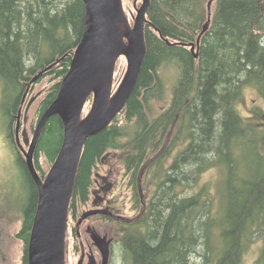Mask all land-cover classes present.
<instances>
[{"label":"trees","instance_id":"obj_1","mask_svg":"<svg viewBox=\"0 0 264 264\" xmlns=\"http://www.w3.org/2000/svg\"><path fill=\"white\" fill-rule=\"evenodd\" d=\"M200 5L201 0H152L148 11L152 24L146 28L148 53L137 88L111 126L87 141L82 155L73 215L77 202L87 204L92 172L108 151L131 150L124 164L135 190L148 156L170 142L151 169L157 180L153 197L146 207L136 197L142 215L133 225L134 232L122 240L127 264H192L201 254L205 264H243L256 240H262L263 247L255 264H264V114L255 112L262 119L254 121L243 117L237 107L249 85L264 99V0H217L196 59L186 44L196 43L207 19ZM84 24L82 0H0V81L10 124L25 81L58 59L61 62L47 74L64 78ZM166 65L178 69L172 103L150 119V103L160 99L164 90L160 71ZM60 86L61 82L53 86L40 116L56 99ZM130 125L132 135L127 139ZM63 136L61 119L52 117L37 150L39 173L40 156L53 164ZM18 162L32 187L18 233L24 243L23 264H28L38 195L23 160ZM211 168L224 175L220 209L204 196L205 187L196 191L200 177ZM40 175L44 177L43 172ZM190 190L191 195H183Z\"/></svg>","mask_w":264,"mask_h":264},{"label":"water","instance_id":"obj_2","mask_svg":"<svg viewBox=\"0 0 264 264\" xmlns=\"http://www.w3.org/2000/svg\"><path fill=\"white\" fill-rule=\"evenodd\" d=\"M216 1L209 0L207 3V22L196 43L186 44L196 59L201 39L211 26L212 8ZM82 2L85 6L83 35L57 97L40 117L33 140L27 143V151L17 135L27 172L36 185L39 196L28 243V264H67L68 218L84 148L90 138L106 131L125 110L137 88L148 53L146 28L151 26V22L147 19V14L152 0H142L139 8L135 6L137 15L133 18V25L125 11L124 0ZM122 57L127 60V72L114 91L115 71ZM61 60L58 59L35 76L30 85ZM91 99V109L83 117L85 106ZM20 113L17 117V134L21 127ZM54 116H58L63 123V142L51 170L43 180L35 165V155L45 127ZM23 134L25 137V131ZM111 188L110 184L103 191L107 193ZM107 212L108 210L103 209L88 211L82 215L79 224ZM104 248L102 247L103 250ZM106 248L110 251L109 246ZM108 257L109 252L105 253L102 264H109Z\"/></svg>","mask_w":264,"mask_h":264},{"label":"rangeland","instance_id":"obj_3","mask_svg":"<svg viewBox=\"0 0 264 264\" xmlns=\"http://www.w3.org/2000/svg\"><path fill=\"white\" fill-rule=\"evenodd\" d=\"M208 1L201 0L200 6L201 9L203 8V11L207 12ZM141 5L142 0H137V2L136 0H124V8L132 25L134 24L133 17L137 15L135 6L139 8ZM215 5L216 3L213 5L212 13L215 11ZM33 64L34 62L30 65ZM127 67L126 58H120L115 71L114 91L122 83L127 72ZM41 72L42 70L39 73ZM39 73L31 76L27 82H24L25 89L24 94H22L20 107L13 114L14 120L16 121L17 119V124V117L21 112L19 119L21 137L19 139L26 151L28 147L25 145V142L27 143V140L31 142L33 139L31 132L33 130L34 133L38 125L43 104L51 93L53 86L63 80L55 72L50 74L45 73L39 80L30 85L32 79ZM160 76L164 83V90L161 93L160 99L152 100L150 103V119L160 116L169 109L173 99V88L177 81L178 69L173 65H166L161 69ZM18 96H20V90L19 95L17 94L16 97ZM4 99L3 84L0 81V264H23L24 244L18 238V233L22 228L25 208H27L32 197V187L27 175L18 162L17 156L20 148L18 149L15 142L16 125L13 123V126H11L10 124V117L6 113L7 102ZM10 99L11 97L8 98V100ZM92 101L93 99L85 106L83 117L89 113ZM237 107L243 117L253 118L254 121H261L262 117L260 114L255 116L254 113L264 114V99L256 87L249 85L243 89ZM127 127V139H130L132 125ZM24 131L26 133L25 137ZM10 133L12 134L14 143L9 139ZM167 146H170L169 141L164 142L158 154L156 152V154L148 156L138 181L136 182L135 180V187L137 188L135 190L131 185L132 176L126 173L124 164V158L131 150L129 148L111 150L105 154L106 157H103L104 161H100L92 172V186L87 204L77 202L75 204L74 215L73 211L70 210L67 231L69 245L67 264H102L105 253L108 254V252L109 264H127L124 259L122 240L124 236L134 232L133 225L139 221L142 215L140 208L142 206H137L136 197H138L144 207L147 206L153 197L157 180L151 176V169L157 157L166 151ZM179 147L177 145L172 150L173 157L175 152L179 150ZM173 157L168 161V165L172 162ZM39 162L41 172L44 173V176H47L53 164L43 154L40 156ZM223 179L224 175L218 168H211L202 174L196 188V191H198L205 187L204 196L211 199L214 208L217 209H220L221 195L219 190ZM103 180H105V183ZM110 184L112 185L111 190L105 193L101 187H107ZM136 192H138V196H136ZM183 195H191V190L188 193L185 192ZM95 197L105 200L102 205H97L98 207L96 208L93 205ZM107 202L110 204V208L113 209L110 219L96 216L78 227V221L84 213L95 209L106 210ZM107 246H109L110 251L107 250ZM102 247H105L104 250ZM262 247V240L252 242L243 257V264H255ZM192 264H205L202 254L196 255L192 260ZM208 264H214V262L211 261Z\"/></svg>","mask_w":264,"mask_h":264},{"label":"flooded vegetation","instance_id":"obj_4","mask_svg":"<svg viewBox=\"0 0 264 264\" xmlns=\"http://www.w3.org/2000/svg\"><path fill=\"white\" fill-rule=\"evenodd\" d=\"M139 1V0H138ZM136 2H137V0H136ZM134 18V17H133ZM147 19L149 20V18H148V14H147ZM149 22H151L150 20H149ZM152 24V23H151ZM21 107H22V105H21ZM23 108V107H22ZM15 120H13L12 121V123H11V126H13V123L16 125L15 126V139H16V145H17V147H18V149L20 148L19 147V145H18V143H17V135L19 136V138L21 137V130H19V134H17V125H18V122H17V124H16V121H17V119H16V121L14 122ZM32 135H33V137H34V133H33V130H32ZM9 139L14 143V140L12 139V134L10 133V136H9ZM33 140V139H32ZM32 142V141H31ZM29 140H27V143L29 144V143H31ZM20 143H21V141H20ZM26 142H25V145L28 147V149H29V145L27 144ZM22 145V144H21ZM20 151H21V148L19 149ZM20 151L18 152L19 154H18V156H17V158H18V160L19 159H22L23 160V162H24V164H25V158L23 157L24 155H22L23 154V151H22V153H20ZM36 156H37V153H36V155H35V160H36ZM36 162V161H35ZM102 162H103V160H102ZM36 165V164H35ZM21 166V165H20ZM25 168H26V166H25ZM37 168V167H36ZM27 170V169H26ZM38 170V169H37ZM39 172V171H38ZM40 174V173H39ZM41 176V175H40ZM42 177V176H41ZM45 178H46V175L44 176V177H42V179L43 180H45ZM103 182L105 183V180H103ZM36 186V185H35ZM103 188L104 187H101V189L103 190ZM36 189H37V187H36ZM37 195H38V190H37ZM97 197V196H96ZM95 197V198H96ZM38 198H39V196H38ZM89 198H90V195H89ZM102 198H100V197H98V198H96L94 201H93V205L95 206V208L96 207H98V206H96V205H102L103 203H104V201L105 200H103L102 202L100 201ZM37 204H38V201H37ZM36 210H37V207H36ZM70 210H71V208H70ZM103 210H105V209H103ZM106 210H108V212L106 213V214H100V215H98V216H100V217H106V218H109L110 219V217H112V213H111V211L113 212V209H111L110 208V204H108V202H107V209ZM111 215V216H110ZM107 216H109V217H107ZM96 217V216H95ZM92 218V217H91ZM81 219V218H80ZM90 219V218H89ZM88 219V220H89ZM80 221V220H79ZM79 221H78V227H80L82 224H79ZM87 221V220H86ZM85 222V221H84ZM83 222V223H84ZM22 241V240H21ZM29 243V242H28ZM24 244V243H23ZM67 247H68V253H67V261H68V255H69V245H68V240H67ZM28 251V250H27ZM27 259H28V256H27ZM66 261V262H67Z\"/></svg>","mask_w":264,"mask_h":264}]
</instances>
